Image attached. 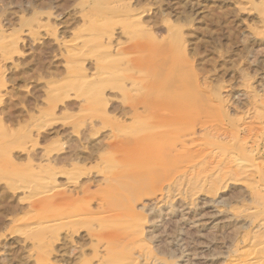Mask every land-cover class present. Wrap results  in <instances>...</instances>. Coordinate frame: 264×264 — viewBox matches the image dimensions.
Wrapping results in <instances>:
<instances>
[{"label":"rangeland","instance_id":"rangeland-1","mask_svg":"<svg viewBox=\"0 0 264 264\" xmlns=\"http://www.w3.org/2000/svg\"><path fill=\"white\" fill-rule=\"evenodd\" d=\"M0 264H264V0H0Z\"/></svg>","mask_w":264,"mask_h":264},{"label":"bare ground","instance_id":"bare-ground-1","mask_svg":"<svg viewBox=\"0 0 264 264\" xmlns=\"http://www.w3.org/2000/svg\"><path fill=\"white\" fill-rule=\"evenodd\" d=\"M258 262V261H257Z\"/></svg>","mask_w":264,"mask_h":264}]
</instances>
